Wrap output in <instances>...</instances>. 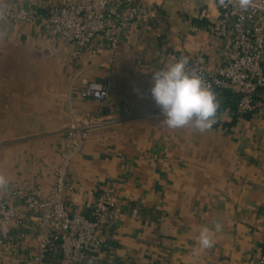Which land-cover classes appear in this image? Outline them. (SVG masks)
I'll list each match as a JSON object with an SVG mask.
<instances>
[{"label":"crops","instance_id":"obj_1","mask_svg":"<svg viewBox=\"0 0 264 264\" xmlns=\"http://www.w3.org/2000/svg\"><path fill=\"white\" fill-rule=\"evenodd\" d=\"M62 2L20 0L36 22L0 24V174L9 181L0 188V205L18 204L17 190L49 196L73 113L103 108L113 121L89 131L69 169L72 212L89 214L107 187L116 190L120 218L106 233L108 246L90 251L94 264H260L264 91L255 109L242 114L235 94L213 90L219 107L203 133L168 128L149 91L152 73L176 56L202 53L210 66L221 64L230 47L213 32L219 0H145L147 25L137 24L116 48L100 38L78 59L45 25ZM14 6L0 0V11ZM74 69L78 86L83 78L109 84V98L72 93ZM28 213L0 246V262L33 264ZM204 226L215 240L208 249L198 243Z\"/></svg>","mask_w":264,"mask_h":264},{"label":"built area","instance_id":"obj_2","mask_svg":"<svg viewBox=\"0 0 264 264\" xmlns=\"http://www.w3.org/2000/svg\"><path fill=\"white\" fill-rule=\"evenodd\" d=\"M10 1L15 6L0 11V24L7 22L19 27L36 22L34 11L19 6L20 0ZM254 5L241 12L234 4L224 7L219 3L220 18L213 32L230 47L220 65L210 66L202 53L186 56L188 70L199 74L212 90H226L237 96L238 111L242 114L255 109V96L264 91V0H254ZM150 18L145 0H63L51 8L45 25L65 46L75 48L74 56L78 59L100 38L116 48L124 34L137 24L147 25ZM198 29L194 27L195 31ZM181 56L185 55L176 56L175 60ZM78 78L79 72L74 69L72 93L97 102L109 98V84L83 78L78 86ZM102 111L99 108L97 113H73L49 196L40 198L17 190L14 195L19 198L18 204L0 205V246L12 239L13 229L23 222L26 211L35 230L36 246L29 254L33 264H94L90 251L108 246L106 233L120 218L113 186L102 192L89 214L70 210L73 202L70 165L82 152L89 131L113 121ZM259 263L264 264V250Z\"/></svg>","mask_w":264,"mask_h":264},{"label":"clouds","instance_id":"obj_3","mask_svg":"<svg viewBox=\"0 0 264 264\" xmlns=\"http://www.w3.org/2000/svg\"><path fill=\"white\" fill-rule=\"evenodd\" d=\"M221 6L234 4L241 12L254 7V0H219ZM188 58L181 56L171 64L151 75L149 89L152 99L164 117L163 123L170 129L191 127L196 132H206L215 123L219 102L215 92L203 78L188 70ZM8 179L0 174V188L6 187ZM215 231L222 224L214 222ZM201 249L213 247V231L208 226L201 228L198 235Z\"/></svg>","mask_w":264,"mask_h":264}]
</instances>
